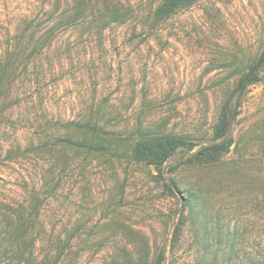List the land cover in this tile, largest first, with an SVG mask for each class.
I'll return each instance as SVG.
<instances>
[{
  "label": "rangeland",
  "instance_id": "374dc122",
  "mask_svg": "<svg viewBox=\"0 0 264 264\" xmlns=\"http://www.w3.org/2000/svg\"><path fill=\"white\" fill-rule=\"evenodd\" d=\"M130 1L136 16L127 24L102 37L70 31L38 52L31 77L20 81L32 83L25 114L27 108L41 122L68 121L96 107L102 123L111 119L107 129L118 135L132 132L141 120L146 126L164 123L167 133L190 135L197 145L208 143L223 104L264 53V0H194L156 30H148L145 16L161 0ZM41 2L50 8V0H0V55L18 40L12 36L21 18L37 13ZM234 104L239 116L233 135L249 133L248 156L236 168L180 166L171 173L188 157L187 150H179L164 174L180 183L175 194L154 168L132 161L126 147L112 160L91 161L72 152L71 167L62 172V163L55 171L60 180L44 207L54 242L37 246V264L62 249L58 264H156L160 253L161 264L259 260L264 162L252 151L263 143L264 65ZM36 139L24 126H0V201L20 200L27 185L42 186L47 163L27 152L34 153L30 145ZM19 145L22 151L11 160V147ZM187 191L202 197L203 215L183 205ZM59 235L69 240L60 241Z\"/></svg>",
  "mask_w": 264,
  "mask_h": 264
},
{
  "label": "trees",
  "instance_id": "16d2710c",
  "mask_svg": "<svg viewBox=\"0 0 264 264\" xmlns=\"http://www.w3.org/2000/svg\"><path fill=\"white\" fill-rule=\"evenodd\" d=\"M193 2L194 0H161L154 11L145 16V20L150 22L148 30H156L184 6H190ZM41 4L37 13L21 18L16 33L12 36L18 40L0 55V126L13 123L17 127L21 125L35 131L37 139L30 145L34 147V153H30V150L27 152L35 160L47 163V169L41 175V187L27 185L20 200L0 201V264H37V246L40 243L54 242V234L49 230L52 221L46 219L44 207L56 190L53 183L60 180L55 177V171L62 163H65L60 169L62 172L71 167L68 163L72 159V152H79L86 160H99V157L112 160L113 156H119L121 149L126 147V154L132 161L154 168L164 180L168 191L175 194L182 190L180 183L174 179L167 181L164 174L167 162L179 150H187L188 157L182 160L181 165L172 167L171 173L180 166L201 167L205 170L225 166L236 168L248 156L247 146L251 143L248 132L237 139L233 135V125L239 116L238 105L234 104L235 98L231 102L228 99L223 104L211 140L201 145L194 143L190 135L167 133L164 123L146 126L141 120L137 121L132 132L118 135L107 129L111 119L102 123L96 107L89 114L68 121L46 118L41 122L38 113L27 112L24 107L25 114L22 106L29 98L33 99L30 91L32 83L20 84V81L24 76L31 77L30 63L38 52L41 53L45 47L49 48L53 39L67 32L79 31L81 34L102 37L111 27L127 24L136 16L130 0H50V8L44 2ZM25 39H28L27 44H23ZM251 81L252 79L249 83ZM261 138L262 145L259 149L254 145L252 154L264 162V134ZM196 146L199 148L192 153ZM17 151H22L21 145L11 147V160H16L12 155ZM27 154L26 157L29 156ZM230 154H234V157L227 159ZM201 199L194 192L187 191L183 205L191 213L203 215L206 205ZM177 229H180V225ZM58 240L67 241L69 238L59 235ZM63 255V249L56 257L49 252L45 255L43 264H58ZM163 259L164 254L160 253L156 264H161ZM245 264H264V250L259 260Z\"/></svg>",
  "mask_w": 264,
  "mask_h": 264
},
{
  "label": "water",
  "instance_id": "95a60500",
  "mask_svg": "<svg viewBox=\"0 0 264 264\" xmlns=\"http://www.w3.org/2000/svg\"><path fill=\"white\" fill-rule=\"evenodd\" d=\"M264 65V53L260 57V59L251 67V69L246 73V75L241 79L237 87L232 92L229 102H231L249 83L252 77L260 70V68Z\"/></svg>",
  "mask_w": 264,
  "mask_h": 264
}]
</instances>
